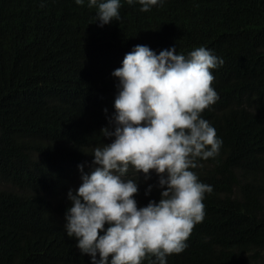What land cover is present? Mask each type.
Segmentation results:
<instances>
[{
    "label": "trees",
    "instance_id": "obj_1",
    "mask_svg": "<svg viewBox=\"0 0 264 264\" xmlns=\"http://www.w3.org/2000/svg\"><path fill=\"white\" fill-rule=\"evenodd\" d=\"M121 5L100 27L88 0H0V264H91L63 227L67 192L111 142L100 133L114 111L111 73L136 45L206 46L225 60L213 70L220 99L202 113L223 145L193 169L213 191L168 264H264V0ZM157 181L140 174L138 206L159 201L158 188L145 195Z\"/></svg>",
    "mask_w": 264,
    "mask_h": 264
},
{
    "label": "clouds",
    "instance_id": "obj_2",
    "mask_svg": "<svg viewBox=\"0 0 264 264\" xmlns=\"http://www.w3.org/2000/svg\"><path fill=\"white\" fill-rule=\"evenodd\" d=\"M137 2L148 12L165 0H127ZM75 3L82 6L85 0ZM121 6V0H88L100 27L120 20ZM224 64L206 46L187 54L173 46L157 54L136 45L111 73L118 80L114 111L100 129L111 142L93 149L88 172L78 166L82 182L67 192L63 224L91 264H168L170 255L188 247L194 227L206 216V194L213 191L193 169L217 156L223 145L202 113L220 99L213 70ZM152 171L158 181L145 195L158 188L159 201L138 206L139 176L148 180Z\"/></svg>",
    "mask_w": 264,
    "mask_h": 264
}]
</instances>
